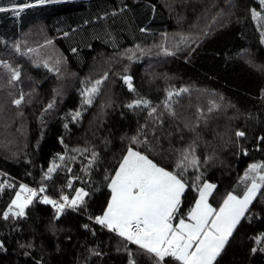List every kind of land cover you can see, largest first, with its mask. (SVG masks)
Instances as JSON below:
<instances>
[{"label":"trees","instance_id":"obj_1","mask_svg":"<svg viewBox=\"0 0 264 264\" xmlns=\"http://www.w3.org/2000/svg\"><path fill=\"white\" fill-rule=\"evenodd\" d=\"M0 7V264H158L96 223L130 148L186 183L175 221L188 217L199 185L216 186V208L244 195L251 166L264 165L261 0ZM84 77L103 79L86 108L77 94ZM21 185L37 195L23 216L5 219ZM80 189L85 203L59 214L42 202ZM214 264H264V184Z\"/></svg>","mask_w":264,"mask_h":264},{"label":"snow or ice","instance_id":"obj_2","mask_svg":"<svg viewBox=\"0 0 264 264\" xmlns=\"http://www.w3.org/2000/svg\"><path fill=\"white\" fill-rule=\"evenodd\" d=\"M261 2L264 3V0ZM3 11L5 9L0 7V12ZM18 77L19 73H14L13 78ZM126 82L131 89L130 78H126ZM91 91L95 92L97 89L93 88ZM21 99H17L15 103L19 105ZM86 102L91 103V100ZM260 167L264 165L254 164L250 171H257ZM259 181L257 183L253 179L242 197L228 194L219 209L208 203V197L216 186L205 183L199 189L195 207L188 213V222L179 218L174 224L186 189L185 182L175 173L158 166L146 155L130 148L110 182L111 202L104 214L96 217V223L147 253L154 254L158 258V264L166 256L173 258L178 264H214L233 230L245 216L261 184H264V175L259 176ZM39 191L43 192L44 188ZM20 192L26 195L22 197ZM20 192L12 201L16 210L13 211L10 206L8 212L4 213L5 219L9 212L14 216H23L25 207L37 195V191L27 185H21ZM87 195V192L80 189L74 199L62 197L63 203L47 196L43 197L42 202L51 204L59 214L66 205L72 208L83 205Z\"/></svg>","mask_w":264,"mask_h":264},{"label":"rangeland","instance_id":"obj_3","mask_svg":"<svg viewBox=\"0 0 264 264\" xmlns=\"http://www.w3.org/2000/svg\"><path fill=\"white\" fill-rule=\"evenodd\" d=\"M82 81V83H81V86H80V88L77 90V94H78V96L80 97V103H82V107H88L91 103H93L94 102V99H95V97H96V95L98 94V92H99V89L101 88V86H102V82H103V79H101V80H99V81H95V82H90V80H88V79H86L85 77L81 80ZM97 82H99V83H97ZM93 88H95V89H97V91H95V92H92L91 90L93 89ZM88 100H91V103H87L86 101H88ZM80 115H78V117H79ZM169 171V170H168ZM171 172V171H170ZM252 172V171H251ZM255 172V171H254ZM252 173L251 175H249L250 177H249V183H250V185H249V187L251 186V183H252V180L253 179H256V181H257V183H260V181H259V176L260 175H262V174H260V173H258V172H255V173ZM177 175V174H176ZM115 176V175H114ZM178 176V175H177ZM114 178V177H113ZM186 184V183H185ZM262 185V184H261ZM187 186V185H186ZM203 187V185H199V186H197V187H195L194 189H195V191L197 192V194H198V198H197V200L199 199V189H201ZM260 189H261V186H260ZM260 189L258 190V192H257V195H258V193H259V191H260ZM110 190H111V188H110ZM186 190V189H185ZM20 192V191H19ZM185 193V192H184ZM184 193H183V195H184ZM214 193H215V188L213 189V191H212V193H211V195L208 197V203L209 204H211V206L213 207V208H216L215 206H214V204L211 202V199H212V196L214 195ZM20 194H21V196L23 197V196H25L26 195V193H23V192H20ZM231 194H233V193H231ZM233 195H235V194H233ZM256 195V196H257ZM238 196V195H237ZM240 197H242V196H240ZM75 198V197H74ZM73 198V199H74ZM256 198V197H255ZM255 198H254V200H255ZM15 199H16V197H15ZM182 199H183V196H182V198H181V203H182ZM226 199V198H225ZM253 200V201H254ZM253 201H252V203H253ZM111 202V201H110ZM252 203L249 205V208H250V206L252 205ZM196 204V203H195ZM223 204V203H222ZM28 206V205H27ZM26 206V207H27ZM181 206V205H180ZM222 206V205H221ZM220 206V207H221ZM12 207H13V211H15L16 209H15V207L12 205ZM25 207V208H26ZM194 207H195V205H194ZM193 207V208H194ZM249 208H248V210H249ZM217 209H219V208H217ZM247 210V211H248ZM247 211H246V213H247ZM11 214H12V212H10ZM246 213H245V215H246ZM242 218H244V217H242ZM242 218H241V220H242ZM185 219V221L186 222H188V217L187 218H184ZM240 220V221H241ZM178 221H175L174 220V224L175 223H177ZM237 227V226H236ZM236 229V228H235ZM234 229V230H235ZM234 230H233V232H234ZM233 234V233H232ZM231 237V236H230ZM230 237L228 238V240H227V242H226V244L228 243V241H229V239H230ZM226 244H225V246H226ZM224 246V247H225ZM224 249V248H223ZM223 249H222V251H223ZM222 251H221V253H222ZM220 253V254H221ZM219 254V255H220ZM219 257V256H218ZM217 257V258H218ZM217 258H216V260H217ZM215 260V261H216ZM214 261V262H215Z\"/></svg>","mask_w":264,"mask_h":264}]
</instances>
